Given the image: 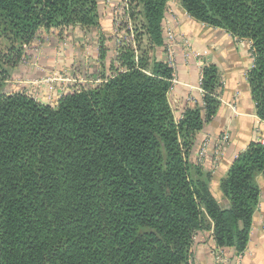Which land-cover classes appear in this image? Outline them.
<instances>
[{
  "label": "trees",
  "instance_id": "16d2710c",
  "mask_svg": "<svg viewBox=\"0 0 264 264\" xmlns=\"http://www.w3.org/2000/svg\"><path fill=\"white\" fill-rule=\"evenodd\" d=\"M126 1L118 30L128 39L111 51L99 0H0L19 58L40 31L97 29L101 42L99 84H72L55 105L0 92V264H191L201 232L218 250L248 247L264 144L237 157L217 197L192 159L221 105L217 66L203 68L202 105L177 118L161 58L172 0ZM179 1L198 23L251 43L247 81L264 121V0Z\"/></svg>",
  "mask_w": 264,
  "mask_h": 264
},
{
  "label": "crops",
  "instance_id": "0c3cea01",
  "mask_svg": "<svg viewBox=\"0 0 264 264\" xmlns=\"http://www.w3.org/2000/svg\"><path fill=\"white\" fill-rule=\"evenodd\" d=\"M166 17L172 20L179 36L190 40L194 50L204 55L206 53V65L214 64L218 69L220 86L216 92L221 105L212 123L197 135L195 148L198 150L207 137L212 138L211 150L204 167L211 172V190L217 197H222L221 182L237 157L252 144H264V121L258 116L247 81L254 66L251 43L238 40L221 29L198 23L176 0L169 3ZM161 58L166 61L165 52H162ZM199 71L195 61L189 66H184L181 61L179 63L180 84L169 95L177 118L182 115L185 107L193 109L202 105L197 92H191L190 89L198 85ZM190 94L195 95L196 101L193 103L187 100ZM225 134L230 136L229 143L217 161L214 149L218 139ZM192 159L196 161L195 153ZM256 182L260 188V200L245 252L237 255L230 249L218 250L211 233L201 232L194 240L191 264H219L217 256L224 260L221 264H264V177L258 176Z\"/></svg>",
  "mask_w": 264,
  "mask_h": 264
},
{
  "label": "rangeland",
  "instance_id": "374dc122",
  "mask_svg": "<svg viewBox=\"0 0 264 264\" xmlns=\"http://www.w3.org/2000/svg\"><path fill=\"white\" fill-rule=\"evenodd\" d=\"M99 2L106 45L113 51L118 40L128 39L124 30H118L126 4L124 0ZM7 36L0 29V71H6L0 92L28 90L36 100L55 105L72 84L101 83L98 62L101 42L97 29L90 32L74 29L40 31L32 43L22 46L20 58L17 50L21 44ZM143 43L147 45L146 39Z\"/></svg>",
  "mask_w": 264,
  "mask_h": 264
},
{
  "label": "built area",
  "instance_id": "2783aa9c",
  "mask_svg": "<svg viewBox=\"0 0 264 264\" xmlns=\"http://www.w3.org/2000/svg\"><path fill=\"white\" fill-rule=\"evenodd\" d=\"M125 4H126V0ZM127 6V4H126ZM187 13V12H186ZM174 19V18H173ZM163 36L165 38V48L164 52L166 55V63L169 65L170 68L173 69L174 74L172 78V90L180 84L178 79V70H179V63L184 66H189L194 61L199 68V79L198 85L196 87H190L191 92H197V95L201 98L204 96V90L202 87V78H203V68L206 66V62H204V54L196 51L193 49L190 40L183 36H179L178 32H176L175 27L171 19L167 18L164 21L163 25ZM100 82V81H99ZM188 102H195V95L190 94L188 97ZM230 136L225 134L223 137L218 139L216 143V147L214 149L215 160L219 161L220 157L223 154L224 148L229 143ZM212 138L207 137L200 145L197 153H196V162L200 165L205 164L206 159L209 156L211 150ZM217 263L221 264L224 263V260L220 257H216Z\"/></svg>",
  "mask_w": 264,
  "mask_h": 264
},
{
  "label": "water",
  "instance_id": "95a60500",
  "mask_svg": "<svg viewBox=\"0 0 264 264\" xmlns=\"http://www.w3.org/2000/svg\"><path fill=\"white\" fill-rule=\"evenodd\" d=\"M211 61H209V63H210Z\"/></svg>",
  "mask_w": 264,
  "mask_h": 264
}]
</instances>
